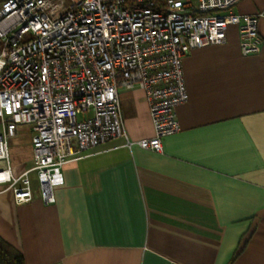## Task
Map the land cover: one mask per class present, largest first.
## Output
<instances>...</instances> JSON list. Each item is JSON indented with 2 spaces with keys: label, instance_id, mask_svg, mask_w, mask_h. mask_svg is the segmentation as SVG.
I'll return each mask as SVG.
<instances>
[{
  "label": "crops",
  "instance_id": "0c3cea01",
  "mask_svg": "<svg viewBox=\"0 0 264 264\" xmlns=\"http://www.w3.org/2000/svg\"><path fill=\"white\" fill-rule=\"evenodd\" d=\"M229 11L257 16L261 49L242 55L229 25L183 57L188 98L161 151L137 143L153 135L143 91L120 88L125 136L64 164L54 203L0 193V237L24 264H264V0Z\"/></svg>",
  "mask_w": 264,
  "mask_h": 264
},
{
  "label": "built area",
  "instance_id": "2783aa9c",
  "mask_svg": "<svg viewBox=\"0 0 264 264\" xmlns=\"http://www.w3.org/2000/svg\"><path fill=\"white\" fill-rule=\"evenodd\" d=\"M237 1L1 0L0 193L23 204L36 188L43 204L54 203L64 164L125 136L120 88L143 91L153 135L137 143L161 151L188 98L183 57L223 44L229 25L242 55L260 51L257 16L229 11ZM23 125L32 164L15 173L8 140Z\"/></svg>",
  "mask_w": 264,
  "mask_h": 264
},
{
  "label": "rangeland",
  "instance_id": "374dc122",
  "mask_svg": "<svg viewBox=\"0 0 264 264\" xmlns=\"http://www.w3.org/2000/svg\"><path fill=\"white\" fill-rule=\"evenodd\" d=\"M80 115H78V118ZM10 162L16 173L25 168L29 163V138L27 134L18 133L8 140ZM34 181V174H31Z\"/></svg>",
  "mask_w": 264,
  "mask_h": 264
},
{
  "label": "trees",
  "instance_id": "16d2710c",
  "mask_svg": "<svg viewBox=\"0 0 264 264\" xmlns=\"http://www.w3.org/2000/svg\"><path fill=\"white\" fill-rule=\"evenodd\" d=\"M0 264H24L23 255L1 237Z\"/></svg>",
  "mask_w": 264,
  "mask_h": 264
}]
</instances>
